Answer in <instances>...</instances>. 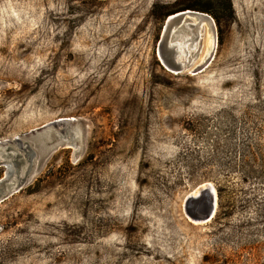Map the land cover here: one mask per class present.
I'll return each mask as SVG.
<instances>
[{
	"label": "rangeland",
	"instance_id": "1",
	"mask_svg": "<svg viewBox=\"0 0 264 264\" xmlns=\"http://www.w3.org/2000/svg\"><path fill=\"white\" fill-rule=\"evenodd\" d=\"M191 1L0 0V142L81 130L0 201V264H264V0L191 10L214 47L201 22L171 70L157 41Z\"/></svg>",
	"mask_w": 264,
	"mask_h": 264
},
{
	"label": "water",
	"instance_id": "2",
	"mask_svg": "<svg viewBox=\"0 0 264 264\" xmlns=\"http://www.w3.org/2000/svg\"><path fill=\"white\" fill-rule=\"evenodd\" d=\"M201 22H206L212 33V41L215 43V24L207 14L187 9L170 14L165 18L156 46L157 56L164 66L180 71L189 65L191 57L197 49L198 43L193 47L192 43L199 37ZM187 41L188 44L182 47L183 55L178 57L176 42ZM204 64L197 67L195 72L201 70L205 66ZM73 122L74 120L70 118L56 119L31 130L24 138L15 137L9 141L0 142V166H4L6 169L3 177L0 178V201L11 193L19 191L39 170L40 165L31 160L36 151L39 158H45L58 145L74 147L78 144L81 130L77 127L74 128ZM22 156L26 159L21 158ZM12 164L15 165V170L11 168ZM202 192L208 194L209 208L202 219L206 221L214 214L215 197L213 191L206 187L200 188L196 196ZM190 197L195 198L194 196ZM187 216L189 215L187 214ZM190 218L201 221L196 217Z\"/></svg>",
	"mask_w": 264,
	"mask_h": 264
},
{
	"label": "trees",
	"instance_id": "3",
	"mask_svg": "<svg viewBox=\"0 0 264 264\" xmlns=\"http://www.w3.org/2000/svg\"><path fill=\"white\" fill-rule=\"evenodd\" d=\"M218 2L224 3L226 10L231 14L230 0H208L206 6H200L199 4L194 3V1H191L188 4L183 5L181 8H182V10L190 9V10H197V11L206 12V13H209L215 20H218L217 14L214 12L213 13L210 12V8L212 9V8L216 7V4H218Z\"/></svg>",
	"mask_w": 264,
	"mask_h": 264
},
{
	"label": "bare ground",
	"instance_id": "4",
	"mask_svg": "<svg viewBox=\"0 0 264 264\" xmlns=\"http://www.w3.org/2000/svg\"><path fill=\"white\" fill-rule=\"evenodd\" d=\"M176 44H177V47H176V49H177V55H178V57L179 56H182L183 55L182 47H185L188 44V41L187 42H184V43L176 42ZM212 45L214 47V43H213L212 39L210 37H208L207 38V49H206V52H205V56H207V54L209 52H211L210 50L207 51L209 47H211L213 49ZM193 46H194V44L192 45V47Z\"/></svg>",
	"mask_w": 264,
	"mask_h": 264
}]
</instances>
